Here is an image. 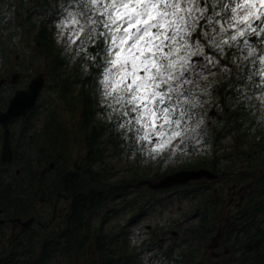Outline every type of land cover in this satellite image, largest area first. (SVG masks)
Here are the masks:
<instances>
[{"label": "snow or ice", "instance_id": "1", "mask_svg": "<svg viewBox=\"0 0 264 264\" xmlns=\"http://www.w3.org/2000/svg\"><path fill=\"white\" fill-rule=\"evenodd\" d=\"M61 8L58 42L76 56L103 45L102 59L87 57L100 70L102 103L153 158L200 142L201 81L220 64L206 48L221 57L235 49L237 67L246 61L255 69L248 79L260 78L264 103V49L249 43L255 35L264 44V0H68Z\"/></svg>", "mask_w": 264, "mask_h": 264}, {"label": "rangeland", "instance_id": "2", "mask_svg": "<svg viewBox=\"0 0 264 264\" xmlns=\"http://www.w3.org/2000/svg\"><path fill=\"white\" fill-rule=\"evenodd\" d=\"M54 2L55 1H53V10H56V8L59 7L58 10L61 9V11H63L61 4H66L68 0H60V2H56V5H54ZM15 3L18 4L19 8L27 6L26 4H31L28 1L23 3L18 0L15 1ZM45 8H47L46 10L49 9L48 4ZM27 9L28 7L20 8L19 11L21 15H24ZM28 18L29 17H27V20ZM59 19L60 14H58V12H56V14H52L50 19L47 17H40L37 19V21H43L47 30L50 32L52 49L57 55L56 57L47 54L44 47L38 46V42L34 38L36 36L35 32H32L33 34H31L30 39L27 37L25 32H18L17 43L15 44L10 43L6 45V41L0 40V79L10 80L14 76L18 75L17 77L20 79V82H27L25 85L18 86L19 89L20 87L21 89H24L33 78L39 74H44L46 85L43 89L44 91L42 92L41 97L39 98L36 113L32 118V127L29 136H38V138H43V140L45 138V140H47L54 133L65 135L60 138L58 143L61 146L60 152L67 156L68 166L69 168H72L75 162H84L86 156L85 135L88 131L84 129L85 120L82 114L84 98L81 95V84H76V80H78V78L74 79V77H71L70 75H72L73 70L79 65H83V63L87 65L91 63L92 59H88L87 57L103 53V45L101 48L90 46L87 53L82 52L79 56H76L75 51H68V46L64 42H58L59 36L57 23ZM16 20H18V25H20L19 23L21 20H24V17L16 18ZM257 40H259V37H256L255 35L249 37V43L256 47L259 52L264 49V44H261L260 42L257 43ZM73 48H75V46H73ZM226 50L231 52V58L232 53L236 51L235 49ZM206 52L209 56H218L217 59L229 57L228 54L223 57L219 56L218 53L211 47L206 48ZM39 53H41L42 56L37 58ZM196 58H198L197 63L202 62V58ZM61 62H63L64 65H62ZM238 63L241 62H234L232 60L231 64L222 62V65L219 64L215 68H213L212 65H209V69L215 72V75H210L208 81H201V89L208 88L207 86H209L208 84H210L209 82L211 80H214L213 82H215V80L220 81V79H222L223 82H227L231 79V76H233L235 72L241 73L245 64L243 62V66L237 67ZM220 66H223L227 70H218ZM207 71L208 70L206 69V72ZM7 75L9 77H6ZM98 79L99 77L97 76L95 79V87L92 92L94 97H96V93L98 92L96 100L98 103L100 101V106H104L102 103V96L99 98L101 89ZM253 80L257 82L252 84ZM259 80V77L254 76L252 80H249V86H247V84L238 88L240 90L234 91L240 95L238 96L239 101L236 105L242 106V108L233 107L234 102H229L232 99L228 97L229 94H225L224 100L225 103H227L226 107L229 109L232 107L236 108V110L231 111V113L234 114L235 111L239 113L235 114V116L239 117V127L244 130L242 133L236 135L239 137L243 133H246V136L244 135L245 146L242 148L240 147L239 150L237 146L230 143L231 139L228 141H222V139H220L215 147L213 145V140L209 139L206 133L208 127L209 129L213 128L217 131H222L221 127H224L225 125V122L220 126L212 125L219 119L222 120L224 117L225 108L224 111L223 109H219L218 111L216 110L212 112L214 103H220V99L223 95H221V97L216 96L206 104H202L205 106L204 113H200L202 105L196 110L198 113L197 119L203 120V124L199 130L200 142L196 143L195 141H189L184 149L182 145L181 149H178L175 154L171 151H166L162 156L153 158L147 155L146 152L142 151L141 145L137 144L134 140H131V138H128V136H126V140H128L126 143H129V145L127 144L125 146V151L116 152V147L108 142V140L111 139V136L108 135V137H104L102 140L104 142L103 148L106 150L105 155L102 162L96 164L95 169L107 175L110 183H113L116 180L119 181L120 179L131 180L143 173L148 176L147 181L156 183L160 179L159 177H161L166 171L179 172L181 166L188 164V162L190 164L198 160H207L211 162L214 157H218L222 160V164L219 168L222 166L228 167L229 163L234 165L237 164V166H234L235 171L223 179L218 178L213 181L207 179L192 181L186 185L161 190V193L151 190L145 184H139V188L134 189V193H132L131 197L139 191H143L142 193H145L146 189L149 190L151 202L147 205L148 209L145 215L137 217L135 211H131L129 209L123 212L121 211V208H118L119 214L114 215L116 214L114 213L115 209L109 210V208H106V216L113 215L112 219H109L110 222L108 220L109 223H107V228L123 226L127 232L126 239L128 244L132 247L142 246L144 242L152 241L153 239L163 241L165 248H178L182 243L185 245L186 243L184 242L187 240L185 230L187 227L190 225L199 226L203 219V214H206L204 209V213L200 212L203 204L201 205L198 203H200L201 200H199V198L195 199L192 195H188L191 192H194V194L199 193L196 187L198 182L199 184L204 185H206L205 182H207L211 188H207L206 191L212 190V192H215L216 199L223 201L224 203V205L217 210V213L215 212V217L230 220L232 216L238 213V206L240 205L241 200L247 194V191L254 187L255 183L257 185L258 177H261L262 172H264V160L259 166V160L257 159L256 161L251 157V155L254 154L251 148L254 145V142L263 140L264 147V103H261V101L257 98L259 97L261 90L256 87ZM232 84L233 82L230 83L231 86ZM222 87H224L223 83L222 86L216 90H219ZM226 89L230 90V88ZM204 100H206V98ZM98 105L99 104H97V107ZM52 110L55 111L54 114H51ZM100 114L101 113L97 111L96 118L101 119L102 121H110V119H112V123L114 124V121L117 119L115 114L111 115L112 118H105L106 116L103 115L100 117ZM52 116H56L58 123H51V119H53ZM57 125H59L61 129H59ZM232 125L233 123L230 127H232ZM24 126L25 124H22V121H19L15 129L18 131ZM47 131H51L53 133L51 135H47ZM117 131L122 132L124 130L117 127ZM231 137L234 136L232 135ZM13 142L12 146L14 150H16L18 142H20V144L23 143V141H21L18 137L15 141L13 139ZM24 143H26V140H24ZM2 147L3 138L0 139V158L2 154ZM232 153H235V158L229 157ZM225 156L228 160H224ZM137 159L140 162L139 165H135L134 163ZM55 160L56 159H54L50 164H53ZM249 164L256 166V168H253L252 170L246 168V165ZM49 166L46 163L39 170L36 169L37 171L35 174L37 176L34 178V181L39 180L41 171L43 169H47ZM13 170L15 171V173L13 172L15 175L17 171L20 172V174L16 175L17 178L26 181L24 182V186H29L30 180L33 178L27 179L25 175L22 174L19 167H13ZM249 174H251V176H248ZM244 178L249 179V181H244ZM131 197L129 196V198ZM118 200L121 201V199ZM34 201L39 202L40 198L36 197ZM39 217L40 219H45L49 216ZM59 217L60 216L58 215L54 220V223L57 225L60 224L61 219ZM98 217L100 219L96 220V223H99L101 220V215ZM90 219H92V217H90ZM216 221H211V223ZM99 224H101V222ZM220 226L224 227L225 225L220 224ZM214 228H212V230H214ZM215 229L217 231V228ZM226 231L227 230L224 228H219V231L214 232L213 235L212 233L211 235L209 233V236H206L208 238L205 237L204 239H198L197 241L199 242H197L196 245H198V247L203 251H208L210 256L213 258L220 257L225 252V255L230 256V259L233 260L234 258H237V255H235V253L230 254V250L224 251V246H220L223 242L222 240H224L222 239V234L227 236ZM219 246L221 248L218 250ZM139 250H141V248ZM129 251L131 252V250ZM153 255H156L155 261L158 264H161L162 260H164L162 256L157 255L156 251ZM153 255L151 257H153ZM91 261L92 258L88 256L85 257L80 264H90ZM221 263L223 264L224 260H221Z\"/></svg>", "mask_w": 264, "mask_h": 264}, {"label": "trees", "instance_id": "3", "mask_svg": "<svg viewBox=\"0 0 264 264\" xmlns=\"http://www.w3.org/2000/svg\"><path fill=\"white\" fill-rule=\"evenodd\" d=\"M32 29L37 32V42L45 48L47 54L56 57L57 55L52 49L50 32L47 30L45 23L36 21ZM97 44L96 47L101 48L102 44ZM103 55L104 53H99L98 58L102 59ZM230 55L231 52L228 56L230 57ZM41 56V53H39L37 58H40ZM61 64L64 65L63 62H61ZM244 64L245 67L241 72L242 74H251V72L255 70L248 64V62H244ZM258 66L259 65H257V67ZM99 72L100 70L95 67V61L91 60V63L87 65L83 63V65L76 67L73 70L72 75H70L71 77H74V79L78 78L76 84H81V95L84 98L82 112L85 120L84 129L88 131L85 135L86 156L84 161V171L89 168L90 172H85L82 176V186L89 187L90 189L87 191V199H84L83 211L89 210L94 213L100 211L105 204H111L112 210L115 209L114 213L116 214L114 215L119 214L118 208H121V211L123 212L129 209L135 211L137 217H141L145 215L148 209L147 205L151 202L149 190L146 189L145 193L139 191L132 197L131 195L134 193V189L139 188L140 183L148 180V176L143 173L131 180L120 179L119 181L116 180L115 182L110 183L107 175L95 169L96 164L102 162L105 155L106 150L103 148L104 142L102 140L104 137H108V135L111 136V139L108 140V142L116 147V152L125 151V146L127 144L129 145V143H126L128 140H126L124 131H117V119L113 124L112 119H110V121H102L101 119L96 118L97 111L101 113L100 117L101 115L106 116L105 118L111 117L109 115L110 109L105 106H100V101L98 103L96 100L98 92L96 93V97H94L92 92L95 87V79L97 76L99 77ZM237 83L238 82H235L230 89L233 91L240 90L238 88L246 83V79L242 80L240 85H236ZM225 89L226 87L223 88V90ZM14 91V88L9 85H6L3 88L0 94L1 110L6 108L9 98ZM238 94L239 93H236V96H238ZM101 96V93H99V98ZM97 104H99L98 107ZM35 113L36 109L33 110L27 118H21L14 121L17 123L19 121L25 122L26 127L23 129L24 133L18 137L23 143L20 144V142H18L17 148L14 150L13 164L9 165L3 163L0 159V172H2L0 174V185L2 186L24 185V183L14 174L15 171L13 170V167H19L22 174H24L27 179L33 178L31 179L33 186L44 187L45 177H39V180L34 181V178L37 176L35 174L37 171L36 169L39 170L46 163L48 165L49 162L54 159H56V161L53 169L56 171L66 168V165L68 164V159L60 152L61 146L58 143L60 138L65 135L54 133L47 140H45V138L44 140L43 138H38V136H29L32 127V118ZM54 113L55 111L52 110L51 114ZM231 120L233 121L234 126L227 128L224 132H222L223 130L217 131L213 128L209 129L208 127L206 133L208 138L213 140V145L215 147L220 139H222V141H228L231 139L230 143L237 146L238 150L240 147L242 148L245 146L244 135L246 136V133H243L239 137L236 135L244 131L239 127V117L232 115ZM51 123H58L56 116L51 119ZM57 126L61 129L59 125ZM1 133L2 131H0V139L2 138ZM52 133L53 132H51V134ZM232 135L234 137H231ZM13 139L15 141L16 138H11L12 144L14 143ZM24 140H26V143H24ZM262 147L263 143L260 141L254 142V145L251 147L254 152L251 157L256 161L257 159L259 160V166L264 160V150ZM184 148L185 146H183V149ZM235 156V153H232V157ZM134 163L135 165L140 164L138 159ZM221 163L222 160L218 157H214L211 162L207 160H198L191 164L188 162V164L182 165L180 171L206 169L212 171L215 175H219L220 172L223 171L219 168ZM234 166L237 165L229 163L228 167H226L225 170L228 172V176L235 171ZM246 168L252 170L253 168H256V166L249 164L246 165ZM175 172L176 171H166L161 177ZM248 176H251V174ZM243 180L249 181L247 178H244ZM61 183L62 179L58 180L56 185L59 186ZM205 183L206 185L199 184V182L196 184L199 193L194 194V192H191L188 194L192 195L195 199L199 198V200H201L200 203H198L201 205L203 204L200 212L204 213V209L206 214H203V219L199 226L190 225L187 227L185 230L187 239L186 242H184L186 243L185 245L182 243L178 248H165L163 241L158 242L156 239H153L152 241H148L149 243L144 242L142 246L132 247L129 246L126 239L127 232L121 230L122 228L118 229V227H116L113 232L115 237L114 255L112 257L105 255L104 258H101L102 264H158L155 261L156 255H153L154 251L157 252V255L164 258L161 264H222L221 260H224L223 264H264V172H262L261 177H258L257 185L255 183L254 187H252L241 200L243 203L241 209L230 218L231 227L227 229V236L224 235V240H222L223 242L220 245L221 247L224 246V251L230 250V254L235 253V255H237V258H234L233 260L230 259V256L225 255V252L220 257L213 258L208 251H203L198 245H196V243L199 242L197 241L198 239H204L207 235L209 236V233L210 235L211 233L213 235L214 232H216L215 228H218L221 223V218L215 217V212L217 213V210L222 206L223 201L216 199L215 192H212V190L206 191L207 188L210 189L211 187L207 182ZM156 192L161 193V190ZM129 196L131 198H129ZM118 199H121V201ZM214 220L217 221L211 223V221ZM212 228H214V230H212ZM136 247H140L141 250ZM129 250H131V252ZM152 255L153 257H151Z\"/></svg>", "mask_w": 264, "mask_h": 264}, {"label": "flooded vegetation", "instance_id": "4", "mask_svg": "<svg viewBox=\"0 0 264 264\" xmlns=\"http://www.w3.org/2000/svg\"><path fill=\"white\" fill-rule=\"evenodd\" d=\"M15 1L17 0H0V40L6 41V45L17 43V36L20 31L25 32L29 39L31 34H33L32 32H35L36 36L34 38L37 40V32L32 29L37 19L40 17H47L50 19L52 14H56V12H58V14L62 13L61 9L58 10L59 7L53 10V1H55L54 5H56V2H60V0H18L23 3L27 1L31 3L26 4L27 6H23L28 7L24 15H21L19 11V9L23 7L19 8ZM47 4L49 6L48 10L45 8ZM19 17H24V20L20 21V25H18V20H16V18ZM27 17H29V21ZM259 42L260 41H257V43ZM38 46L42 47L40 43H38ZM227 51L228 50H226V52ZM232 59L233 57H228L227 60L220 58V65H222V62L231 64ZM197 60L198 58H194L195 62H197ZM250 75L251 74L248 73L242 74L235 72L227 82H223L222 79H220V81L215 80V82H213L214 80H211L209 82L210 84H208L209 86L206 88L208 95H201L199 97L201 101H204L202 104H206L216 96L221 97V95H223L220 99V103H214L212 112L218 111L219 109H223L224 111L225 108L224 117L222 120L219 119L213 123V126H220L224 122L225 125L221 127V129L226 130L231 126L233 123L231 120L232 115L235 116V114H239L237 111L232 114L231 111L236 110L237 107L242 108V106L236 105L239 101L238 96L240 95L238 94V96H236L237 92L231 89L223 90V88H230V83L232 82L233 84L238 82L236 85H240L242 80L246 79V83L242 85L245 86L249 82L248 77ZM6 77L9 76L7 75ZM4 80H6V82L0 94L6 85L11 86L16 91L19 89V85H25L27 83L25 81L20 82L18 78L15 82L13 78ZM222 83L224 87L216 90L222 86ZM247 86H249V84ZM225 94H229L228 97L232 99L229 102H234L233 107L236 108L232 107L229 109L226 107L227 103H225L224 100ZM205 98L206 100H204ZM6 108L4 110H6ZM204 110L205 106L202 105L200 113H204ZM22 124H25V122H22ZM16 125L17 122H12L10 124L11 137L15 138L21 136L24 133V127H26L24 126L17 131L15 129ZM233 126L234 124L232 127ZM0 130H3L1 126ZM46 134L50 135L51 132L47 131ZM30 137H32V135H30ZM260 142L263 143V140ZM262 149L264 150V147H262ZM230 156L232 157V154H230ZM224 160H228L226 156ZM51 162L52 161H50L49 164ZM54 164L55 162L50 164L47 169H43L40 173V177H45L44 187L33 186L31 180L29 186L0 185V264H80L82 260L88 256L92 258L90 264H102L101 258H104L105 255L111 257L114 255L115 237L113 232L115 228H107V223L110 222L109 219H112L113 215L106 216L105 213L106 208L112 210L111 204H105L98 212L93 213L89 210L83 211L84 199H87V191L90 188L82 186V176L85 172H90L89 168L84 171L85 163L75 162L72 168H69L67 164L66 168L56 171L53 169ZM224 168L226 169L224 166L220 168L223 169L221 172L222 175L220 173L222 179L228 176L226 175L228 172ZM1 173L2 172H0V174ZM18 174H20V172L17 171L16 175ZM60 179H62V183L57 186L56 182ZM21 181L23 183L26 182L23 180ZM36 197L40 198L39 202L34 201ZM222 205H224V203ZM241 206H243L242 202L238 206V210L241 209ZM58 215L61 220L60 224L57 225L54 223V220ZM100 215L101 224H99L100 222L96 223V220L100 219L98 217ZM39 216L49 217L40 219ZM90 217H92V219H90ZM220 222V224H224L225 226L222 227L219 224L217 231H219V228L227 230L231 227V220L229 219H221ZM120 228L125 232L126 229L123 226L118 227V229ZM222 239H224L223 234ZM158 242L162 241L160 240ZM220 248L219 246L218 250Z\"/></svg>", "mask_w": 264, "mask_h": 264}, {"label": "water", "instance_id": "5", "mask_svg": "<svg viewBox=\"0 0 264 264\" xmlns=\"http://www.w3.org/2000/svg\"><path fill=\"white\" fill-rule=\"evenodd\" d=\"M17 76L18 75L13 77L14 82L18 78ZM5 82L6 80L4 79L0 80V91ZM44 86V75H37L30 81L26 89H19L14 93L5 111L0 110V126L3 128V147L1 154V161L3 163L11 164L14 159L10 137V124L16 119L26 118L31 114L33 109L37 106ZM217 178V175L206 169L183 170L167 175L158 180L156 183L145 182L140 185L145 184L151 190H166L176 186L186 185L192 181H199L203 179L216 180Z\"/></svg>", "mask_w": 264, "mask_h": 264}, {"label": "bare ground", "instance_id": "6", "mask_svg": "<svg viewBox=\"0 0 264 264\" xmlns=\"http://www.w3.org/2000/svg\"><path fill=\"white\" fill-rule=\"evenodd\" d=\"M44 91V90H43Z\"/></svg>", "mask_w": 264, "mask_h": 264}]
</instances>
